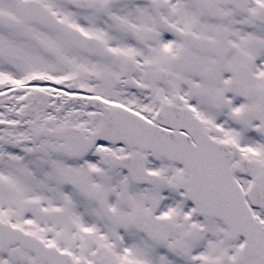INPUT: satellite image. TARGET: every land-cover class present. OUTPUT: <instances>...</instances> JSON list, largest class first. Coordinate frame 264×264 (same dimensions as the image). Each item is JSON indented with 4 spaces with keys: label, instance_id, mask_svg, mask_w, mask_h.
<instances>
[{
    "label": "snow or ice",
    "instance_id": "obj_1",
    "mask_svg": "<svg viewBox=\"0 0 264 264\" xmlns=\"http://www.w3.org/2000/svg\"><path fill=\"white\" fill-rule=\"evenodd\" d=\"M0 264H264V0H0Z\"/></svg>",
    "mask_w": 264,
    "mask_h": 264
}]
</instances>
